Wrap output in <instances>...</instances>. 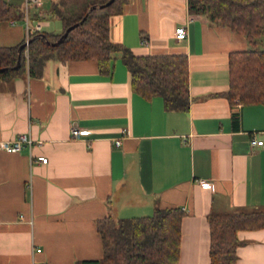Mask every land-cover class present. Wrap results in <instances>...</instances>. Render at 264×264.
<instances>
[{"label": "crops", "instance_id": "obj_1", "mask_svg": "<svg viewBox=\"0 0 264 264\" xmlns=\"http://www.w3.org/2000/svg\"><path fill=\"white\" fill-rule=\"evenodd\" d=\"M8 1L22 15L0 21V44L62 30L54 0ZM181 24L187 35L178 39ZM109 37L137 54L185 53L189 107L166 110L160 96L133 92L120 56L110 75L92 59H50L40 77L0 81V139L33 140L0 148V264L99 258L98 218L168 206L184 211L177 264H210L209 212L264 211V103L225 94L228 53L246 49V37L191 12L187 0H128L110 15ZM72 123L88 133L72 137ZM236 235V264H264V227Z\"/></svg>", "mask_w": 264, "mask_h": 264}, {"label": "trees", "instance_id": "obj_2", "mask_svg": "<svg viewBox=\"0 0 264 264\" xmlns=\"http://www.w3.org/2000/svg\"><path fill=\"white\" fill-rule=\"evenodd\" d=\"M54 0L50 15L62 23L60 32L32 30L18 43L0 44V81L23 72L40 77L46 62L92 59L100 74L113 71L115 53L129 72L130 87L145 99L158 95L166 110L189 107L188 61L185 53L137 54L109 37L110 15L128 0ZM193 13L205 14L244 35L248 47L228 53L230 103H264V0H187ZM22 11L8 0H0V21L12 20ZM74 25L64 40L53 45L60 34ZM27 39L25 46H18ZM18 62V65L15 66ZM184 211L178 206L156 207L148 215L96 220L102 255L80 259L74 264H177ZM210 264H236L239 229L264 227V211H221L207 214Z\"/></svg>", "mask_w": 264, "mask_h": 264}, {"label": "built area", "instance_id": "obj_3", "mask_svg": "<svg viewBox=\"0 0 264 264\" xmlns=\"http://www.w3.org/2000/svg\"><path fill=\"white\" fill-rule=\"evenodd\" d=\"M28 3V0H27ZM174 35L176 38L178 39H183L185 38V36L187 35L186 29L184 25H177L175 26L174 29ZM27 41V39L25 40ZM143 42H145V39L142 40ZM27 42L25 45V54L27 52ZM88 133V130L82 127L77 126V124L72 123L70 126V134L72 137H78L81 136L83 134ZM32 138L28 135V134H19L17 137L15 138H10V139H0V148L6 151H19L21 150L24 146H28L30 148L31 144H32ZM119 140H115V143L118 144ZM262 140H256L253 137L250 138V144H255V143H261ZM36 161H40V162H46L47 161V157L44 155H38L35 158ZM200 183L203 185H208V186H212V182L211 181H207V180H200ZM29 185V184H28ZM20 218L22 217V214H20L19 216ZM40 248L36 247V250L38 251Z\"/></svg>", "mask_w": 264, "mask_h": 264}, {"label": "water", "instance_id": "obj_4", "mask_svg": "<svg viewBox=\"0 0 264 264\" xmlns=\"http://www.w3.org/2000/svg\"><path fill=\"white\" fill-rule=\"evenodd\" d=\"M111 2H112V0H107V1L99 4V7H105L106 5H108ZM76 24L77 23H74V24H71L68 27H66L65 30L60 34V36L55 41L52 42V44L53 45H57L58 43L62 42L64 40L67 32ZM26 42H28V41H25L23 44H20L18 46V50H21L26 45ZM17 65H18V62H17V64L15 66H17ZM0 70H3V68H0Z\"/></svg>", "mask_w": 264, "mask_h": 264}, {"label": "rangeland", "instance_id": "obj_5", "mask_svg": "<svg viewBox=\"0 0 264 264\" xmlns=\"http://www.w3.org/2000/svg\"><path fill=\"white\" fill-rule=\"evenodd\" d=\"M117 56H119V55H118L117 53H115V58H116ZM115 58H114V59H115Z\"/></svg>", "mask_w": 264, "mask_h": 264}]
</instances>
